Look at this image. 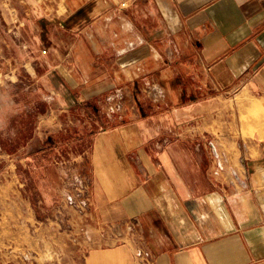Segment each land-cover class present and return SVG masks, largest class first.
I'll return each mask as SVG.
<instances>
[{
	"label": "crops",
	"instance_id": "0c3cea01",
	"mask_svg": "<svg viewBox=\"0 0 264 264\" xmlns=\"http://www.w3.org/2000/svg\"><path fill=\"white\" fill-rule=\"evenodd\" d=\"M0 9L17 31L55 35L54 64L79 90L56 89L52 114L123 98L85 154L91 204L69 212L75 233L88 227L92 239L79 234L88 248L73 264H146L137 247L151 252L147 264H264V0H0ZM151 84L165 97L154 100ZM30 204L27 251L47 238L71 243ZM18 206L0 201V264H10L1 257Z\"/></svg>",
	"mask_w": 264,
	"mask_h": 264
},
{
	"label": "rangeland",
	"instance_id": "374dc122",
	"mask_svg": "<svg viewBox=\"0 0 264 264\" xmlns=\"http://www.w3.org/2000/svg\"><path fill=\"white\" fill-rule=\"evenodd\" d=\"M54 39L51 33L17 31L0 9V201L14 200L19 205L15 210L19 224L15 242L1 257L10 264H73L75 259L82 263L84 257L80 252L84 253L90 242L88 239H85L87 243L80 242L79 237V234L85 236L83 231H88V227H83L79 234L73 229L69 211L81 215L88 212L67 205L71 189L66 187L76 175L86 176L85 154L92 135L109 124V100L108 97L85 100L74 105L70 112L57 115L61 103L53 99L55 90L79 89L76 86L73 89L70 81L61 79V71L54 64L55 57L48 46V41ZM230 116L227 114L226 119L231 120ZM245 160L242 154L237 167L245 168ZM40 165L43 171H38ZM232 178L237 180L233 173ZM57 184L58 194L54 191ZM27 201L35 211L33 215L51 224V233H61L71 243L62 246L47 238L42 244L37 242L38 253L27 251L28 238L23 225L30 217L24 205ZM55 221L60 224L57 229ZM82 244L84 251H78ZM72 248L76 250L74 253L69 251ZM48 252L51 258L46 257ZM78 253L82 255L80 258Z\"/></svg>",
	"mask_w": 264,
	"mask_h": 264
},
{
	"label": "built area",
	"instance_id": "2783aa9c",
	"mask_svg": "<svg viewBox=\"0 0 264 264\" xmlns=\"http://www.w3.org/2000/svg\"><path fill=\"white\" fill-rule=\"evenodd\" d=\"M149 92L154 100H160L165 97V91L162 87L156 84H151L149 86ZM108 96L109 100V112H117L121 108V99H123L119 94ZM119 101H115L116 99ZM111 104V105H110ZM69 193L67 194V205L77 211L86 212L88 211L91 204V194H90V185L88 178L82 175H76L72 183H69ZM87 239L91 241L92 237L90 236L89 231H83ZM104 232V231H103ZM107 232V229L105 230ZM152 254L149 250H146L143 247H137L135 249V258L137 262L149 263L151 261Z\"/></svg>",
	"mask_w": 264,
	"mask_h": 264
}]
</instances>
